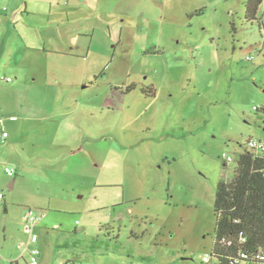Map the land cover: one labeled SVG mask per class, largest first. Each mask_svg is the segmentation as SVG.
<instances>
[{
	"label": "rangeland",
	"instance_id": "374dc122",
	"mask_svg": "<svg viewBox=\"0 0 264 264\" xmlns=\"http://www.w3.org/2000/svg\"><path fill=\"white\" fill-rule=\"evenodd\" d=\"M246 1L11 0L0 8L8 26L0 42V264L24 252L29 209L44 215L40 264H202L211 256L216 187L236 168L223 156L237 160L250 139L264 146V0L253 23ZM54 23L73 45L47 47H73L77 56L39 65L64 70L65 83L97 75L87 111L65 87L55 99L75 120L87 112L92 128L81 138V122L62 123L54 142L71 150L22 154L38 165L22 171L1 135L16 134L22 104L26 114H54L43 97L14 88L20 68L33 65L26 47H43L34 29L44 37ZM34 98L37 112L29 111Z\"/></svg>",
	"mask_w": 264,
	"mask_h": 264
},
{
	"label": "crops",
	"instance_id": "0c3cea01",
	"mask_svg": "<svg viewBox=\"0 0 264 264\" xmlns=\"http://www.w3.org/2000/svg\"><path fill=\"white\" fill-rule=\"evenodd\" d=\"M11 0H6L2 1L0 3V8L1 10L3 7L6 6L7 2H10ZM8 5V4H7ZM3 11V10H2ZM62 25H56V23L51 24L49 27L45 29V33L47 32L48 35L43 36V31L38 29H34L35 33H37V37L39 39L40 44H42V48L39 47V45H31L34 46L33 49L32 47H26L30 49L29 51H33L32 54H30L27 50L24 54V57L28 59L29 62H32V67H29L28 69L22 70L20 68V74L23 76L22 77V83L20 85H15V92H24L31 96L32 94L37 95L36 98L40 99L41 97L44 98L42 103L48 107H51L53 105V112L54 114L48 113V115L40 113L41 111H36L38 109L37 105L39 106L40 104L35 102H32V110L29 111H36L37 113H30L26 114V106L25 105H20L17 107L16 112L18 111L21 114L20 122L16 124H12L13 129L16 131V134L11 136L10 133L9 137L6 138L5 140H2V135H1V140L2 142H5V150L10 153V156L12 157H18V166L22 169V171H30L34 170L38 167V165L30 164L28 161H25V159L22 157V154H27V153H43L44 149H51L55 148L58 150H71V145L70 144H65V143H60V142H54L56 139H60L61 132V126L62 123H65L63 128L69 129V127H72L74 125L73 121L81 122L79 126H77V129H79V133L81 134V138H83V135L85 136L86 134L91 132L92 127H88L87 122H88V116L87 112H83L82 116L78 118V120H75L74 117L71 118V113L64 111L61 109L59 102L55 101L59 96V92L61 91L62 88H67L64 89L67 91L66 95H64L66 98L73 97L74 99L77 98V95H79V98L76 99L75 104L77 106L83 105L85 107V111H87V89L90 87L95 86L94 78L92 75L86 76L85 74L81 73V80L77 84H72V83H65V81L62 78L63 73L61 71V68L58 69H50V67L39 65V62L41 61H46L50 59L51 55L57 56V57H75L74 49L73 47H69L70 51H62V50H57L53 48H48L47 44H51L52 46H56V42L62 41L61 40V29ZM8 31V26L7 22H4V19L0 18V42L3 40L4 36L7 35ZM41 35V36H40ZM34 37V36H33ZM35 38V37H34ZM23 39V38H22ZM44 40V42H43ZM25 42V41H24ZM26 43V42H25ZM62 45L66 44H71L73 45L72 41H65L61 42ZM44 53V54H42ZM88 53V52H86ZM90 54V52L88 53ZM67 72L69 75H73L74 73L71 72V68H67ZM12 81L8 82L11 83ZM36 91V92H34ZM80 91V92H79ZM25 94L23 95V97ZM68 99L65 100V102ZM40 102V101H38ZM57 102V103H56ZM70 114V116L68 115ZM15 117V116H12ZM16 120H10L8 121L15 122L18 120L17 117H15ZM62 118H64L62 120ZM7 120V119H6ZM91 122V120H89ZM7 132V131H4ZM73 132V131H72ZM12 138V141L9 139ZM24 138V141L22 142V145L18 143L16 138ZM27 140V141H26ZM42 140V141H41ZM43 140H46L43 141ZM84 148V143L81 141L80 143V150H83ZM87 158L84 153H82L81 158ZM88 162V161H87ZM16 170V169H15ZM16 175V174H15ZM4 201L1 203L3 204ZM0 204V205H1ZM5 211L8 212L9 208L8 205H5ZM45 221V220H44ZM44 221L42 220L39 224H44ZM2 232L5 233V228L2 226ZM5 239V235H4ZM6 240V239H5ZM23 255V253H22ZM22 255L20 258L17 259H10L9 264L13 261H17L18 264H25L27 261L28 256L24 254V258H22ZM0 258H1V253H0ZM41 261V259H40Z\"/></svg>",
	"mask_w": 264,
	"mask_h": 264
},
{
	"label": "trees",
	"instance_id": "16d2710c",
	"mask_svg": "<svg viewBox=\"0 0 264 264\" xmlns=\"http://www.w3.org/2000/svg\"><path fill=\"white\" fill-rule=\"evenodd\" d=\"M263 0H247L246 19L257 22ZM216 225L209 263L264 264V151L249 149L236 161L233 176L219 181ZM245 239V241H242ZM242 254L245 257H242Z\"/></svg>",
	"mask_w": 264,
	"mask_h": 264
},
{
	"label": "built area",
	"instance_id": "2783aa9c",
	"mask_svg": "<svg viewBox=\"0 0 264 264\" xmlns=\"http://www.w3.org/2000/svg\"><path fill=\"white\" fill-rule=\"evenodd\" d=\"M4 1V0H0ZM251 59V58H249ZM7 82H10L11 79L7 78L5 79ZM10 120H16L15 117H11ZM6 119L5 118H0V126H3L5 124ZM9 137L8 132H3L2 133V140H5L6 138ZM248 147L249 149H255L258 151L263 150L264 151V146L261 142H256L255 140L250 139L248 141ZM223 161L225 164H229L231 162H235L237 160H234L231 156L224 155L223 156ZM7 173L10 176H14L16 174V170L13 168H8ZM3 202V198H0V204ZM44 219V215L41 213L35 212L31 209L27 210L22 218V227H23V232L25 235L28 237L27 242H22L19 245V249L24 251L22 258H24V253L28 255V259L25 262V264H40V255L41 252L40 250L35 247V244L38 242V236L36 234V229L38 228L40 222ZM0 233H2V226L0 224ZM242 241H245V239H242ZM242 257H245L244 254H242ZM210 256H207L203 259L204 263H209L210 262ZM261 260H264V256L260 257ZM11 264H18L17 261L11 262ZM59 264H81L78 261L75 260H67V261H61Z\"/></svg>",
	"mask_w": 264,
	"mask_h": 264
}]
</instances>
